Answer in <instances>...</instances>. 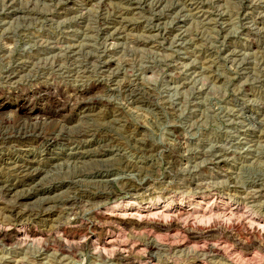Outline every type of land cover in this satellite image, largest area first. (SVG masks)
<instances>
[{"label": "rangeland", "instance_id": "rangeland-1", "mask_svg": "<svg viewBox=\"0 0 264 264\" xmlns=\"http://www.w3.org/2000/svg\"><path fill=\"white\" fill-rule=\"evenodd\" d=\"M21 64L17 81L59 88L33 96V85L14 89L7 76ZM70 88L99 101L92 116H74V131L53 130L69 131L71 144L0 147L4 180L17 182L7 168L14 160H33L40 171L37 183L21 188L35 194L21 210L38 208L43 188L69 184L67 197L117 191L123 205H167L170 215L197 203L226 212L172 215L197 234L192 241L183 231L94 219L95 206L84 202L73 207L78 217H58L61 205L47 204L55 207L46 223L13 220L0 190V264H264L257 226L264 224V0H0V124L24 119L15 107L26 95L35 113L54 99L65 116L76 114L81 98L69 99ZM75 153L85 157H68ZM74 217L83 223L63 231L48 225ZM16 232L47 236L20 241ZM90 235L114 236V250L95 252ZM124 242L134 249L116 256Z\"/></svg>", "mask_w": 264, "mask_h": 264}, {"label": "bare ground", "instance_id": "bare-ground-1", "mask_svg": "<svg viewBox=\"0 0 264 264\" xmlns=\"http://www.w3.org/2000/svg\"><path fill=\"white\" fill-rule=\"evenodd\" d=\"M75 54H77V53H75ZM71 60H72V58H71ZM101 64H103V62ZM102 66H103L104 70H108L110 68V63H105ZM25 67H26L25 64H21V66H18L16 70H13L12 72L9 71L8 76H7V79H8L7 81L14 86V89L19 90L20 88H23L25 86H32L33 85V87H35L34 91L29 92L30 96H33V95H37V94L38 95L39 94H49L51 91L55 92V90H57L59 88L60 85L57 86L58 83H56V82L52 83V84L45 83V82L44 83L43 82H40V83L35 82L36 85L33 83H31L30 85H27V84L22 83L23 81L20 82L19 81L20 79L17 81L16 80L17 73L22 71ZM20 91H21V89H20ZM67 91H69V92H67V93H69L68 94L69 99L72 100L75 97L81 98L79 103H78L79 108L75 112L76 114L69 115V116L64 115V107L62 105H59L58 101H56L54 99L51 102L49 101L50 102L49 107L39 109L38 113H35L33 107H29L26 104L29 96L28 95H26L25 97L20 96L19 103L15 107V109L22 112L24 119L22 121L16 123V124L15 123L14 124L8 123V122L4 123V124H0V147H4L7 145H8V147L10 145H13V146H15V148H16V146L17 147H24L33 141L38 142L39 140H41L46 145L53 144V143L55 144L57 141H61V142L63 141L65 143H70V138H69V136H67V134L70 133L69 131H68L69 133L67 132L66 135L65 134L61 135V132L58 133V131L54 132L53 130L58 128L61 131L62 130H71V129L74 131V128L79 127L77 125L78 121H77V123H75V121H74V116H78V118L81 117L83 119L88 118L92 112L96 111L97 106L99 105V103H98L99 101L97 102V100L94 98L93 99H85V97L89 94L90 90H86V89L76 90V89L70 88ZM63 94H65V93H63ZM131 95H129V96H131ZM133 97H134V99H136L135 96H133ZM2 109H3V104L0 103V113H1ZM79 123H80V121H79ZM80 127H83V126H80ZM75 134H77V133H75ZM80 134L82 135V133H80ZM80 134L78 133V135H80ZM71 140H72V138H71ZM78 151H80V150H78ZM80 155L83 156L84 153H75V154H72L68 157L75 158V157L80 156ZM83 157H85V155ZM33 163H34L33 160H30V161L14 160L13 162H11L8 165V167H7L8 172H10L13 175H16V177H18V180L16 183L15 182L14 183L8 182L7 181L8 179L4 180L2 178V174H0V190L2 191V193L4 194V197L6 199L5 202H2L3 206L1 209L6 215H8L10 217V219H13V220L15 219L18 221L31 220L32 222L35 220L39 221V219H43L42 221L44 223H46V222H48L49 218L54 215V211H52V209H54V207H55L54 205H56V206L61 205V208H57L59 210L58 211V214H59L58 217H60V215L63 216L64 214H66V217H67V215H75V217H76L77 213L74 212L73 207L76 206L77 203L84 202L85 204L87 203V205L90 204V206L91 205L95 206V208L93 210H91L92 212L89 214L90 217H92L94 219H105V220H108L110 222H114V224L117 223V225H119L120 227H123V229H126V230L135 229V228H138V229L144 228V230H145L146 228H148V229L150 228L151 229V230L149 229L150 231L153 230L156 232H166V233H170V232H174V231H183L184 234H186L188 236V239L195 241L197 234L195 235V233L190 228H188L189 226L187 227L186 225H184L185 223L180 224L176 219L174 220L173 217L176 216L177 214H186V215H193L197 218L204 219L205 217H208L209 215L213 216L216 212H221L223 214V212L226 209V208L222 209L221 207L219 208L217 206L209 208V209H204L201 206H199V204L197 203L194 208L185 207V208L177 209L176 215H174V214L170 215L169 214L170 211H168L167 205H165V207L161 211H159V210L156 211L157 208H155V207H152V206L151 207H147V206L144 207V206H140V204H137V203L132 204V205H129V204L123 205L117 201L118 197H119V194L117 191H113V192L112 191L111 192H100L99 191L100 193H98L96 191L97 193H87V194H80L79 193L75 196L71 195V196L67 197V196H65L66 192L65 191H64L65 193L62 192L63 190L67 189V187H69V184H65V185L53 187L52 189H47V190H45V188H43L44 191L40 190L42 192H40L39 195L44 196V197L40 200L38 208L31 206V207H26L25 209L21 210L20 208L23 207L24 205H26V201L30 200V198H31L30 195H35L34 193H29L28 191H24L21 188L25 187L26 185H28L31 182H35L38 179V177L40 176V173H39L40 171H38L37 169H34L35 166L33 165ZM44 166H45V164H44ZM0 173H2V172H0ZM41 177H42V175H41ZM7 178H8V176H7ZM71 182H73V181H70V183ZM36 183H37V181H36ZM139 185H141V184H139ZM137 186L129 187L128 191H142L141 187H137ZM125 187H126V185H125ZM38 190H39V185H37L33 191L35 192ZM67 190H69V189H67ZM58 191H60V192L58 193ZM35 193H38V192H35ZM73 194H75V193H73ZM69 195H70V193H69ZM1 196L3 197V195H1ZM8 198H9V200H8ZM110 200L114 201L112 206H109L107 204V202ZM52 204H54L53 205L54 207H51L50 209H47V208L45 209V205L51 206ZM85 204H84V206H85ZM88 210H89V208H88ZM235 213H237V210L229 209L228 215L232 216ZM172 215H173V217H171ZM128 216H137L139 218V220L125 222L123 219L127 218ZM66 217H65V219H66ZM75 217L73 219L71 218V220H69V222L67 224H64V221H65L64 219H63L64 220L63 223L59 222V221L57 223H55V221L53 220L54 221L53 223H51V224L47 223V224L51 225L50 228L55 229L56 231L57 230L63 231L62 229H64L66 226H68L69 228H72L79 223H83V222H81V220H79V218L81 216L79 218H75ZM157 217L158 218L160 217L163 220L158 221V220H156ZM176 217H178V216H176ZM240 218H241V216H240ZM67 219H69V218L67 217ZM5 220H6V218H5ZM245 220H247V219L245 218ZM249 221L250 220H248V222ZM23 223H25V222H23ZM52 224H54V225H52ZM4 225L5 224L3 223V226ZM91 225H93V227H95V228L97 227L95 222L92 223ZM8 226H10L9 221H8ZM257 226H258V228L264 230V224H258ZM41 234H45V235H41ZM42 236H47V234L41 233V232L38 234L37 233L25 234L24 232H16L13 234V237H15L17 240H20V241H25L29 238L33 239V238L42 237ZM97 236L98 235H96V236L90 235L89 237H87V239H85L86 240L85 242L88 241L89 245L92 248H94L95 252H98L99 254L104 255V252L113 249L114 243H115L114 236H111L108 239L106 238L104 240L99 237V236H101L100 234L98 237ZM11 238H12V236H10L9 238L7 237V242ZM153 238H154V234H153ZM153 241H155V242H153V244L149 247V249H152L154 247L157 248V246H158L157 244H158L159 239H158V241H156V239H154ZM263 243H264V240H263ZM122 244H125V242L121 243V246L117 245L119 248L115 251L116 256L123 257V254L125 252H127V250L134 249V248H132L133 245L132 246L130 245L128 247V244H126V245H122ZM149 245H150V243H149ZM259 248L262 250L260 245H259ZM215 252H217V251H215Z\"/></svg>", "mask_w": 264, "mask_h": 264}]
</instances>
